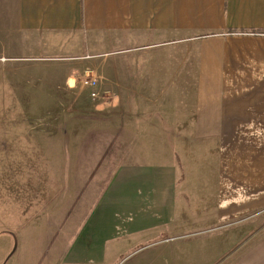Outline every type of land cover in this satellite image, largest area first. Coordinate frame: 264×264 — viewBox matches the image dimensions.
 <instances>
[{
    "label": "crops",
    "instance_id": "obj_1",
    "mask_svg": "<svg viewBox=\"0 0 264 264\" xmlns=\"http://www.w3.org/2000/svg\"><path fill=\"white\" fill-rule=\"evenodd\" d=\"M0 44L75 59L111 124L64 264H264V0H0Z\"/></svg>",
    "mask_w": 264,
    "mask_h": 264
},
{
    "label": "rangeland",
    "instance_id": "obj_2",
    "mask_svg": "<svg viewBox=\"0 0 264 264\" xmlns=\"http://www.w3.org/2000/svg\"><path fill=\"white\" fill-rule=\"evenodd\" d=\"M31 54L0 44V264H64V239L87 212L88 195L93 203L100 192L96 172L108 162L104 154L111 153L114 136L110 123L81 113L93 108L86 95L73 101L74 93L56 87L66 86L75 59L33 61ZM113 56L95 60L107 63ZM48 73L50 85L44 84ZM242 227L237 241L245 237ZM126 254L108 264H128L132 256Z\"/></svg>",
    "mask_w": 264,
    "mask_h": 264
},
{
    "label": "built area",
    "instance_id": "obj_3",
    "mask_svg": "<svg viewBox=\"0 0 264 264\" xmlns=\"http://www.w3.org/2000/svg\"><path fill=\"white\" fill-rule=\"evenodd\" d=\"M100 80V76L91 69H84L78 78L80 87L87 89L89 97L93 100H97L102 96L99 90Z\"/></svg>",
    "mask_w": 264,
    "mask_h": 264
}]
</instances>
